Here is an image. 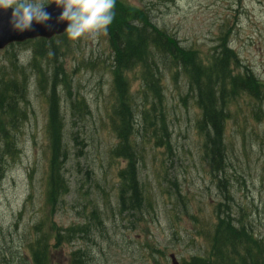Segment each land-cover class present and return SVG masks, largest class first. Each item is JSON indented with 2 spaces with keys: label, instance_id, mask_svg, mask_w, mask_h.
I'll return each mask as SVG.
<instances>
[{
  "label": "rangeland",
  "instance_id": "obj_1",
  "mask_svg": "<svg viewBox=\"0 0 264 264\" xmlns=\"http://www.w3.org/2000/svg\"><path fill=\"white\" fill-rule=\"evenodd\" d=\"M125 1L146 8L153 25L175 36L184 48L197 50L202 58H208L221 32L228 33L229 46L241 66L235 73L244 72L246 67L264 83V0ZM55 41L59 49L53 67L64 72L68 83H59L56 92L62 98L66 123L69 155L64 172L70 191L58 205L53 221L63 228L83 223L82 216L87 215L88 203L94 199L105 229L89 241L75 240L52 251L51 261L68 264L71 251L79 248H88L95 264H170L172 253L179 262L203 255L205 243L196 235L190 215L210 214L221 197L203 158L202 137L196 129L200 111L188 95L186 80L165 67L161 70L171 148L167 151L147 145L143 152L138 177L153 202L143 220L137 221L119 212L115 196L116 173L124 163L111 155L117 140L108 127L113 97L112 56L106 33L86 34L76 40L65 34L66 46ZM51 52L49 47L46 53L53 61ZM13 55L28 73L29 116L15 135L18 153L4 162L0 178V264H8L4 255L28 258L25 245L31 239L32 226L47 210V101L29 67L31 46L20 44L0 51V68L10 72L7 59ZM40 66L45 68V59L40 60ZM125 76L133 97H138L139 70ZM74 95L84 99L89 114L72 115L68 99L76 98ZM236 104L225 128L230 205L235 215L243 211L254 233L264 239V105L244 96Z\"/></svg>",
  "mask_w": 264,
  "mask_h": 264
},
{
  "label": "trees",
  "instance_id": "obj_2",
  "mask_svg": "<svg viewBox=\"0 0 264 264\" xmlns=\"http://www.w3.org/2000/svg\"><path fill=\"white\" fill-rule=\"evenodd\" d=\"M114 12V19L105 33L112 56L113 101L108 127L117 140L111 155L124 163L116 173L115 196L119 212L130 214L139 221L152 208L153 198L141 183L138 170L147 145L152 149L165 148L167 151L171 148L164 118L165 98L160 83V73L165 67L172 75H181L186 80L188 95H192L200 111L196 129L202 137V154L221 197L210 214L190 215L196 235L205 243V250L203 255L181 260V264H264V239L254 233L251 223L244 219L243 211L235 215L233 205H230L232 197L227 189L229 181L226 173L230 162L225 145L226 123L232 119L231 107L237 105V99L241 96L264 104V83L246 67L244 72L235 73L234 69L241 66L236 53L228 45V33L219 34L217 46L210 50L206 59L200 57L197 50L184 48L175 36L153 25L146 9L116 0ZM55 40H61L63 46L67 44L65 35L50 41L37 39L23 44L31 46L33 60L29 67L37 88L47 101V210L32 226L31 239L29 237L25 245L28 258L4 255L8 264H57L51 261L52 251L75 240L89 241L95 234L99 236L104 233L105 229L99 204L94 199L88 203L87 215L82 216L83 223L63 228L53 221L58 205L70 191L64 172L69 155L66 123L61 111L62 98L60 100L56 92L59 83L63 86L68 83L64 72L59 67H53L54 56L59 49ZM49 47L53 61L46 53ZM16 59L14 55L7 59L10 72H6L5 67L0 68V178L4 162L18 153L15 135L29 116L28 73L24 66L18 65ZM44 59L45 68L40 66V60ZM135 69L139 70L141 85L138 97L134 98L125 73ZM59 75H62V79H58ZM75 97L68 99L72 115L89 114L84 99ZM136 99L140 102L137 103ZM74 138L76 140V136L72 138L73 141ZM88 250L79 248L71 251L68 264H95Z\"/></svg>",
  "mask_w": 264,
  "mask_h": 264
},
{
  "label": "clouds",
  "instance_id": "obj_3",
  "mask_svg": "<svg viewBox=\"0 0 264 264\" xmlns=\"http://www.w3.org/2000/svg\"><path fill=\"white\" fill-rule=\"evenodd\" d=\"M49 3L62 9L58 19L67 22L64 33L72 40L105 31L115 16L116 0H0V10L11 8V27L22 32L48 21L44 9Z\"/></svg>",
  "mask_w": 264,
  "mask_h": 264
},
{
  "label": "water",
  "instance_id": "obj_4",
  "mask_svg": "<svg viewBox=\"0 0 264 264\" xmlns=\"http://www.w3.org/2000/svg\"><path fill=\"white\" fill-rule=\"evenodd\" d=\"M44 10L49 14L48 21L43 24L33 23L29 30L22 32L15 31L11 27L12 9L0 10V49L11 43H21L35 38L50 39L53 36L62 34L67 27V22L58 19L62 9L54 3H49ZM170 260L171 264H179L174 255H170Z\"/></svg>",
  "mask_w": 264,
  "mask_h": 264
},
{
  "label": "bare ground",
  "instance_id": "obj_5",
  "mask_svg": "<svg viewBox=\"0 0 264 264\" xmlns=\"http://www.w3.org/2000/svg\"><path fill=\"white\" fill-rule=\"evenodd\" d=\"M168 36V35H167ZM49 77V76H48ZM127 111V110H126ZM134 113V112H133ZM135 114V113H134ZM133 115V114H132ZM150 115V114H149ZM129 116V115H128ZM143 118V117H142ZM136 119V118H135ZM140 120V119H139ZM131 123V122H130ZM142 123V122H141ZM145 124V123H144ZM17 125V124H16ZM60 125V124H59ZM133 125H134V123H133ZM140 126V125H139ZM61 127H62V125H61ZM136 127V126H135ZM138 127V126H137ZM141 127V126H140ZM61 129V128H60ZM138 129H140V128H138ZM143 134V133H142ZM1 137V136H0ZM136 137V136H135ZM145 140V139H144ZM61 147V146H60ZM144 152V151H143ZM60 153V152H59ZM65 153V152H64ZM59 156H61V155H59ZM143 156V155H142ZM63 158H65V156L63 157ZM64 160H66V158L64 159ZM63 165V164H62ZM139 184V183H138ZM142 193V192H141ZM144 204V203H143ZM142 204V205H143ZM242 249V248H241ZM89 263V262H88Z\"/></svg>",
  "mask_w": 264,
  "mask_h": 264
}]
</instances>
